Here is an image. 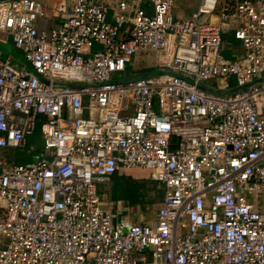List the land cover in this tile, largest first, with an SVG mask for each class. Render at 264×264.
Returning a JSON list of instances; mask_svg holds the SVG:
<instances>
[{
  "label": "built area",
  "instance_id": "2783aa9c",
  "mask_svg": "<svg viewBox=\"0 0 264 264\" xmlns=\"http://www.w3.org/2000/svg\"><path fill=\"white\" fill-rule=\"evenodd\" d=\"M197 1L0 0L26 63L0 48V149L30 155L0 157V264H264V0ZM132 169L164 191L151 218L100 208Z\"/></svg>",
  "mask_w": 264,
  "mask_h": 264
},
{
  "label": "rangeland",
  "instance_id": "374dc122",
  "mask_svg": "<svg viewBox=\"0 0 264 264\" xmlns=\"http://www.w3.org/2000/svg\"><path fill=\"white\" fill-rule=\"evenodd\" d=\"M37 1H39V0H37ZM39 2H41V1H39ZM42 4L44 5L45 3H42ZM197 7H198V1L197 0H175V7L172 10L171 14L174 17L181 14L182 18H186V17L189 18L191 13L196 11ZM48 9H50L51 11H52V9L51 8H45L46 13L50 14V13H48L49 12ZM183 16H186V17H183ZM36 27L38 29V24H36ZM0 48L3 49L2 51H3L4 55H7V56L12 58L14 66L20 67L22 64H23V66L26 64L24 59H23V54L20 51L16 50L14 47H12L10 44L0 46ZM133 62L135 65L134 66L135 71H145V69L147 68L145 65H152L153 64L154 53L151 51L137 52L136 55L133 57ZM131 109H132V107L130 106V110ZM34 146L36 148L42 147V140H41L39 135L36 137V140L34 141ZM24 155H27V153L24 151L13 152V151L8 150V151L4 152L0 149V157L9 161L10 164L14 163L12 158H15L17 156H24ZM144 173H146V174H141V175H143L146 178L145 180H148L147 179L148 172H144ZM156 191L160 192V189L158 187H155V186H151V187L147 188V191H146L147 196L146 197L150 201L151 204L146 206L148 209H143L142 211L138 210L139 213H143L144 217H150L151 218L153 216L154 212L159 207V205H158L159 198H158V195L156 194ZM109 192H110L109 185H107V186L105 184L100 185V186L98 185L97 194H98V197L100 198V208L103 210L113 209V206L111 205V202L109 200Z\"/></svg>",
  "mask_w": 264,
  "mask_h": 264
},
{
  "label": "crops",
  "instance_id": "0c3cea01",
  "mask_svg": "<svg viewBox=\"0 0 264 264\" xmlns=\"http://www.w3.org/2000/svg\"><path fill=\"white\" fill-rule=\"evenodd\" d=\"M39 1H41L42 3H45L44 5H47V4H50L52 2H56L57 0H39ZM98 1L100 3H104V4H107L108 3L109 4V3H112L114 0H98ZM144 7H145L147 13L149 15H151L152 14V8H151V6L148 3H145L144 4ZM47 8H51V7H48L47 6ZM48 10H49L48 13H50V14H47L46 19L40 20V22L37 23L38 24V30L39 31L47 32V31H49V29L54 28L56 26V24L52 20V18H53L52 14L53 13H52V11L50 9H48ZM176 17L182 18V15L180 14V15H177ZM183 17H186V16H183ZM183 19H187V17L186 18H183ZM215 20L216 19L213 18L211 20V22H213ZM223 37L225 39V45H224V50L225 51H223V52L226 55V57L230 58L231 57L230 53H232V52L240 53V51H241V45H240V43L238 41H236L233 38V36H232L231 33L225 34V35H223ZM230 38H232V39L230 40ZM21 66H23V64ZM134 66H135L134 65V62H133L132 65L129 66L130 67V70H131L129 76H131V74L133 75L134 73L138 72V71H135ZM145 66L147 68L145 69L144 72L151 71L153 73H151L149 75L145 74L143 77L150 76V75H152V74H154L156 72V69L154 68V62H153L152 65H145ZM124 74L127 77H129L126 71H125ZM130 79H132V78H130ZM144 172H148L147 179L149 181H152L150 179L149 171L142 170V169L121 170L118 173H116V175L117 176H123V177H132V179L135 180V181H137V180L138 181H144L146 178L143 175H141V174H146ZM112 176L109 177V179L106 182H104L103 184H101V185H104L105 184L106 186L109 185V187H110L109 200L111 202V205L113 206V209H111L112 211H116V209H119L120 210L121 208H126V212H127V215L126 216H130V215H132V212H135L136 211V213H137L138 210H141L142 211L143 209H148L146 207V205H144L143 207L130 206L129 203H128V201L125 200V198H124V194H123V183L122 182H116V183L113 182L112 179H111ZM161 203H162V201H160L158 203V205L160 206ZM154 214H155V212H154ZM137 215H139V217L144 216L143 213H139V212L137 213ZM135 221H137V219H135Z\"/></svg>",
  "mask_w": 264,
  "mask_h": 264
},
{
  "label": "trees",
  "instance_id": "16d2710c",
  "mask_svg": "<svg viewBox=\"0 0 264 264\" xmlns=\"http://www.w3.org/2000/svg\"><path fill=\"white\" fill-rule=\"evenodd\" d=\"M231 39L232 38H230V40ZM126 72H127L128 76H129L130 72H131L130 67L126 68ZM151 73H153V72H151V71H149V72L138 71V72L134 73L133 75L131 74V76H129V78L139 79V78L143 77L145 74L149 75ZM38 135L40 136L39 129H37L35 131V134L32 136V138L29 139V141H27V147L28 148L35 147L34 146V141L36 140V137ZM24 152H26V151H24ZM24 156H25V158L22 159V160H19V161L27 162V160H28L27 158H28L29 155L27 157H26V155H24ZM16 159H18V158H16ZM111 179L115 183L116 182H122L123 183L124 198H125V200L128 201L130 206H138V207H143L144 205L148 206L151 203L146 197L147 196L146 195L147 188H149L151 186H155V187L159 188V185L155 181H149V180L135 181V180L132 179V177L117 176L116 174H114ZM159 189H160V192L156 191V194L158 195L159 202H160L163 199L164 191L162 190V188H159Z\"/></svg>",
  "mask_w": 264,
  "mask_h": 264
},
{
  "label": "water",
  "instance_id": "95a60500",
  "mask_svg": "<svg viewBox=\"0 0 264 264\" xmlns=\"http://www.w3.org/2000/svg\"><path fill=\"white\" fill-rule=\"evenodd\" d=\"M0 46H4V45L0 43Z\"/></svg>",
  "mask_w": 264,
  "mask_h": 264
}]
</instances>
